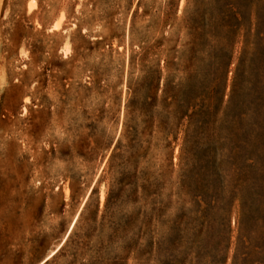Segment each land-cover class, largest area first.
Listing matches in <instances>:
<instances>
[{"label":"rangeland","instance_id":"obj_1","mask_svg":"<svg viewBox=\"0 0 264 264\" xmlns=\"http://www.w3.org/2000/svg\"><path fill=\"white\" fill-rule=\"evenodd\" d=\"M235 10L219 65L211 25ZM8 18L28 110L0 264H264V38L239 68L264 0H36ZM199 110L238 141L196 142ZM19 227L34 240L16 258Z\"/></svg>","mask_w":264,"mask_h":264},{"label":"bare ground","instance_id":"obj_2","mask_svg":"<svg viewBox=\"0 0 264 264\" xmlns=\"http://www.w3.org/2000/svg\"><path fill=\"white\" fill-rule=\"evenodd\" d=\"M16 4H18V7ZM24 5L27 8L29 17H31L35 9L36 0H0V259L5 252L4 250V252L2 251V245H4L3 240L7 234L5 230L6 218L13 217L18 226H20L21 221L20 215H18V212H21L20 193L18 190L20 189L21 181L20 173L18 174L14 162L17 159L24 158L25 153H13L7 147V143H9L14 133L21 134L25 129L23 122L26 121V117L15 118L14 115L20 102H22L23 110L27 113L28 99L27 97L22 99L20 94L16 93L17 91L15 92L19 85L10 82V78L14 74L11 63L16 59L18 53L22 54L24 52V49L19 42L22 34L21 30L14 28L13 22L15 19L11 21L8 18V14L12 10H22ZM16 23L18 22H15V26ZM23 138L25 139V137ZM16 183L19 185L18 189L15 188ZM33 240L34 236L32 233L24 236L19 227L17 237L13 240L16 247L14 256L16 258L22 257L26 248L32 246Z\"/></svg>","mask_w":264,"mask_h":264},{"label":"trees","instance_id":"obj_3","mask_svg":"<svg viewBox=\"0 0 264 264\" xmlns=\"http://www.w3.org/2000/svg\"><path fill=\"white\" fill-rule=\"evenodd\" d=\"M237 14L239 15L238 11H232L231 16H225V13H223V17L221 18V21L217 24H213L211 25V29L214 31L213 33V37L215 38L216 41V46L217 47V54L214 56L215 58V63L217 64H221L224 57H225V50L228 49V47L230 46V42H231V33L233 32V30H235V26L238 23V18H237ZM239 24V23H238ZM191 27H194V22L191 21L190 23ZM249 34H247L246 38H245V44H244V48L243 51L241 53V57H240V61H239V68H246L251 66V64H253V59L252 57H249L248 54L250 53V47L251 45H253L255 52L253 53V56H257L259 54V50H260V42L263 40L264 36H258V40L259 42H256L253 40V42L250 40V37H248ZM194 49V47H193ZM190 50H192V47L190 48ZM191 57H194L193 55H190ZM209 105L207 107L203 106V109L207 108L209 110ZM196 118L193 121V127H194V132H195V136H193L194 139H196V142H199L200 139L202 140H206L205 144H217V146H220L221 144H224L225 142H229V143H235L236 141H238V137H237V133L234 132V122H229L227 123L226 121H224V125H232V128H225L223 125L222 126H218L220 127L219 129L217 128L216 125H213L212 127V131L208 126V122H206L205 120L202 119L203 116V112L202 110L198 111L196 114ZM214 135V137H213ZM188 141L190 142V140L188 139ZM218 188L216 187V193L215 196H210V199H214L216 202H221L222 199L224 198H218V194H217ZM217 194V195H216Z\"/></svg>","mask_w":264,"mask_h":264}]
</instances>
